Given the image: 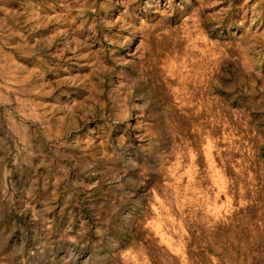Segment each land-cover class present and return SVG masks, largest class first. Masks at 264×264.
I'll return each instance as SVG.
<instances>
[{"label": "rangeland", "instance_id": "374dc122", "mask_svg": "<svg viewBox=\"0 0 264 264\" xmlns=\"http://www.w3.org/2000/svg\"><path fill=\"white\" fill-rule=\"evenodd\" d=\"M0 264H264V0H0Z\"/></svg>", "mask_w": 264, "mask_h": 264}, {"label": "clouds", "instance_id": "9594fccd", "mask_svg": "<svg viewBox=\"0 0 264 264\" xmlns=\"http://www.w3.org/2000/svg\"><path fill=\"white\" fill-rule=\"evenodd\" d=\"M101 108H103V105H101ZM81 214H83V216L85 218H87L88 216V213H87V210L86 209H79L77 211V216L80 217ZM83 234L82 233H76L75 235H69L67 233H65V236L63 237L64 239H66V241L68 243H70L71 245L75 246L76 244L79 243V241L77 240V236H82ZM97 235H100L99 233V230H97ZM108 241H109V245H114L116 243L115 239L111 236L107 237ZM71 250V249H70Z\"/></svg>", "mask_w": 264, "mask_h": 264}]
</instances>
